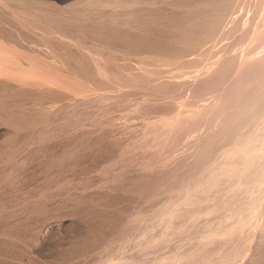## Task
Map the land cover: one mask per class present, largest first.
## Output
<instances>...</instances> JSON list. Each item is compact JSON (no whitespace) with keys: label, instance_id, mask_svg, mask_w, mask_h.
<instances>
[{"label":"rangeland","instance_id":"rangeland-1","mask_svg":"<svg viewBox=\"0 0 264 264\" xmlns=\"http://www.w3.org/2000/svg\"><path fill=\"white\" fill-rule=\"evenodd\" d=\"M118 1L0 0V33L98 88L0 109V264H264V0ZM213 15L207 58L140 70Z\"/></svg>","mask_w":264,"mask_h":264},{"label":"bare ground","instance_id":"bare-ground-1","mask_svg":"<svg viewBox=\"0 0 264 264\" xmlns=\"http://www.w3.org/2000/svg\"><path fill=\"white\" fill-rule=\"evenodd\" d=\"M42 2L44 3V1ZM42 2L41 4L35 3V5L32 3H25V1L16 2V4H17V7L19 8L32 7V8H35L36 10H40L42 6H44ZM121 2L122 1H118V0H98L97 4H99L100 7L112 9V8L120 7L122 5ZM125 3H128V2H125ZM236 9H237L236 15H239V14L241 15L244 12L246 13L247 0H242L237 5ZM62 10H63L62 13L68 14L75 9H74V6L70 5ZM248 11L250 10H247V12ZM219 13H222V12H219ZM213 17L215 20H211V22L201 20V21L192 22L190 24L187 23L188 24L187 26L190 28L188 29V32L191 35V37L193 38H197L198 36L201 37V38L198 37L197 39H194V40L190 36L186 37L187 40L185 42L188 47L194 46L195 44L198 45V47H195L196 48L195 50H191L189 52H184V53H177V51L176 53H167V52L158 51V50L139 52L137 53L139 56H143V58L150 60L147 62L138 61L137 63L138 65H140V70L142 69L143 72H146L147 69L150 70V67H156V66L158 67L165 66L166 68L170 66L174 67L176 63L183 62V60H186L189 57L190 58L196 57V58H200L201 60L207 58L208 56H205L203 54H208L209 52L211 53L214 47L217 46L218 43L222 41L220 38L221 33L223 32L222 30L224 28H226L227 31L234 29L233 28L234 25L232 26V23H234L233 22L234 17H233V21L228 23V26L226 25L227 22L225 21H227L229 18L226 17L227 19H225V21L224 20L219 21V17H220L219 15L218 17L213 15ZM205 26L206 28H204ZM16 27H18V30L23 32V27L20 24L16 25ZM202 28H204L205 30L200 31V29ZM60 35L65 38H69L71 40L75 39V38L65 35L64 33H60ZM176 42H177V45L180 44L179 41H175V43ZM216 56L217 54L214 55L213 57H216ZM173 67H170V68H173ZM197 68L198 66H192L191 68H189V70L186 73L188 75L196 73ZM172 71L176 72V70H172ZM199 71L200 69L198 70V72ZM26 87L30 89H34L35 91H43L46 93L48 91L49 93L66 92L67 94H70L73 97V100L77 99L81 103H86L87 101H89L90 97L94 95L96 91L98 90V88H96L97 89L96 90L95 88L92 89L90 87H87L85 79H81V76L71 71H68L66 69L64 70V69L58 68L56 66L55 60L51 58L50 56H47L39 52L36 48L35 49L30 48L29 46L25 45L19 40H16L12 37H9L7 35L0 33V109L8 113V115L6 116H8L7 125H9V127L12 124V121H9V119L11 118L10 116L15 115V113L17 112L19 113L23 109H26L27 106L31 108H35L36 104L39 106L52 105L51 104L52 102L49 101L48 99L39 104L37 103V98L35 100L36 104H33L34 101L30 98L27 100L28 102H26V99L23 96H21V92ZM18 103H20L23 107L19 111H18V106L16 105ZM31 108H29V110H31ZM23 111L25 114L30 115V112L28 113L25 112L27 110H23ZM62 142H63V139L61 137H58L52 141L49 140L48 143L46 142L47 143L46 145L51 148H58ZM253 146L256 147L255 144H253Z\"/></svg>","mask_w":264,"mask_h":264}]
</instances>
